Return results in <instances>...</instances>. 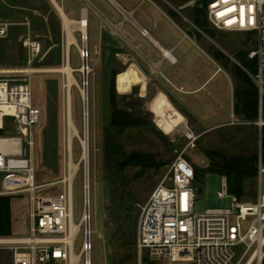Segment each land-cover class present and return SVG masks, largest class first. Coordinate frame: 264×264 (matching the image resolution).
<instances>
[{
  "label": "rangeland",
  "instance_id": "rangeland-1",
  "mask_svg": "<svg viewBox=\"0 0 264 264\" xmlns=\"http://www.w3.org/2000/svg\"><path fill=\"white\" fill-rule=\"evenodd\" d=\"M208 0H189L178 3L168 0L170 5L183 12L193 33L217 56H226L233 71L241 69L252 81L255 62L248 59L250 51L257 48L253 35L219 31L205 20V28L193 24L192 14L206 5ZM193 2V5H189ZM8 2L0 0V25H7L9 33L0 38V81L26 82L33 92V105L42 111V124L34 139L30 158L35 170L33 178L20 174L0 175V199L9 201V234L4 224L0 239H21L29 236L30 215L33 211V197L59 195L68 190L66 178L69 174L67 154V103L66 75L60 70L66 64V33L63 21L49 1ZM66 16L71 20L82 18L87 9L89 25L88 64L91 69L87 83L83 74L76 70L82 65L78 48L73 47L71 65L78 86L72 87V116L77 129L83 131V103L79 88L87 87L89 95V144L90 158L88 173L92 199L93 264H166L159 260H140L136 251L138 225L142 209L152 193L168 175L173 162L184 154L194 168L199 170L195 187L202 190L197 194L194 215L202 216L209 210L230 208L231 200H221L222 176L208 172L212 160L206 154L221 152L226 158L250 157L261 154L262 128L256 124L264 122V106L259 109L258 118L247 120L241 114L244 109L240 93L246 87L237 83L234 112L226 115L224 127L219 129L193 128L186 119L168 103L153 110L147 103L154 98L150 93L143 100L140 91L134 88L129 93H120L117 86L118 107L132 112L144 122L124 130L113 128L112 92L113 63L101 58L95 44L96 10L84 6L78 0L60 2ZM22 7V8H21ZM189 22V23H188ZM75 37L82 45V37ZM25 40H36L41 44V54L30 63ZM113 52V51H112ZM223 54V55H222ZM113 55V53H112ZM128 67V66H127ZM126 69V66L123 68ZM28 71V72H23ZM253 82V81H252ZM116 85V83H115ZM128 85L127 87H129ZM149 106V108H148ZM156 115H154L153 113ZM1 117V116H0ZM13 121L7 119L2 136L10 135ZM1 124V122H0ZM12 131V132H11ZM81 155L80 142H73L74 162ZM133 155L142 159L150 158L146 165H125ZM217 162V159H214ZM87 169L80 165L75 176L73 190V220L78 224L82 214V198L85 189ZM259 195L258 177L247 182L244 203H254ZM82 244V234L77 238L75 252ZM245 246L234 248L237 262L245 252ZM12 251L0 246V264H12Z\"/></svg>",
  "mask_w": 264,
  "mask_h": 264
},
{
  "label": "built area",
  "instance_id": "built-area-1",
  "mask_svg": "<svg viewBox=\"0 0 264 264\" xmlns=\"http://www.w3.org/2000/svg\"><path fill=\"white\" fill-rule=\"evenodd\" d=\"M189 2V5H193ZM227 9H235L228 11ZM181 10V9H180ZM178 10V11H180ZM218 13H226L218 15ZM206 15L219 31L251 34L257 48L248 53L255 62L251 79L257 87L261 112L264 104V0H208ZM189 23V22H188ZM190 24V23H189ZM192 25V24H190ZM7 25H0V38L7 37ZM142 35H146L143 31ZM30 63L41 54V44L25 40ZM89 53L81 59L88 61ZM0 132L7 119L13 132L0 136V175L20 174L33 178L35 170L30 152L35 134L42 124V111L33 105V92L26 82L0 81ZM264 127L260 118L256 124ZM194 166L181 154L168 175L152 193L142 209L138 225L136 251L140 260H159L166 264H264V165L258 163L259 195L254 203H244L231 195L222 178L221 200L230 199L231 207L194 215L198 188ZM29 236L19 244H4L12 251V264H93L92 199L84 189L78 233H72L73 199L70 188L55 196L33 197ZM75 224V223H74ZM82 244L75 252L78 236ZM245 246L235 262V247ZM72 253L79 256L73 261Z\"/></svg>",
  "mask_w": 264,
  "mask_h": 264
},
{
  "label": "crops",
  "instance_id": "crops-1",
  "mask_svg": "<svg viewBox=\"0 0 264 264\" xmlns=\"http://www.w3.org/2000/svg\"><path fill=\"white\" fill-rule=\"evenodd\" d=\"M17 1L26 2L28 9L32 0ZM55 1L61 7L60 2L68 0ZM78 1L96 10L94 45L105 62L112 63L113 58L120 93L138 88L142 100L153 93L147 104L154 111L172 104L186 119L185 129L187 121L196 130L224 127V114L234 112L236 71L226 56L213 54L193 33L181 10L168 0ZM83 11L89 12L83 9L82 16Z\"/></svg>",
  "mask_w": 264,
  "mask_h": 264
},
{
  "label": "trees",
  "instance_id": "trees-1",
  "mask_svg": "<svg viewBox=\"0 0 264 264\" xmlns=\"http://www.w3.org/2000/svg\"><path fill=\"white\" fill-rule=\"evenodd\" d=\"M178 3H186L189 0H173ZM206 15V5H202L201 8L195 10V13L192 14L193 24L199 28H205V18ZM256 72L257 68L255 65ZM116 72L114 74V83H113V92H112V122L111 125L113 128L118 130H124L129 127H135L140 124H143L141 118L136 117L132 112L122 110L118 107L117 102V92L118 89L115 85V77ZM235 79L237 83L246 87V89L242 88L240 101L243 103V110L240 109L241 114H243L247 120H254L258 118L259 112V100L258 94L255 88L252 85V81L249 77L239 68L236 69ZM264 105V104H263ZM149 108V106H148ZM150 109V108H149ZM0 136H2V132H0ZM139 155H133L124 163L126 165H146L150 162V158L142 159L140 157H135ZM206 156L210 157L212 160V165L209 167L208 172L213 174H219L223 178L227 179L228 190L231 195L237 196L240 200L244 195L246 184L248 181L255 179L258 177V163L261 157L262 164L264 165V127L262 128V142H261V154H254L250 157H234V158H226L221 152H211L206 154ZM214 159L218 161L215 162ZM196 171V180L199 179V170L195 168ZM9 201L6 199H0V234H2L3 225H6V235L9 234ZM4 235V234H2Z\"/></svg>",
  "mask_w": 264,
  "mask_h": 264
},
{
  "label": "bare ground",
  "instance_id": "bare-ground-1",
  "mask_svg": "<svg viewBox=\"0 0 264 264\" xmlns=\"http://www.w3.org/2000/svg\"><path fill=\"white\" fill-rule=\"evenodd\" d=\"M55 6L57 9L62 21L64 30L66 33V39H67V46H66V64L65 66L60 70L61 73L66 75L67 78V84L65 86L66 88V103H67V154H68V163H69V174L66 178V182L69 184V188L71 190L72 199H73V190H74V181L75 176L77 175V171L80 165H84L85 169H87V173L85 175V189L88 192V194L91 192L90 188V180H89V173H88V163L90 158V144H89V118H90V111H89V95L87 92V87L85 84V87H80V95L83 103V131L80 133V131L77 129V127L74 124L73 116H72V87L78 86V82L74 78V72H79L83 74L85 77V82L87 83L88 75L91 71L88 61L86 59L82 60V65L79 69L75 71V69L71 65V52L72 48L76 47L80 51V55L83 53L85 56L86 51H88V42H89V22L87 19V12L83 11V16L79 20H71L69 19L63 9L57 4L55 0H49ZM76 32H79L82 37V45L80 46L75 34ZM28 72V71H23ZM7 73V72H0ZM77 139L80 142L81 146V155L79 158V161L76 163L74 162L73 158V142ZM1 151H5L6 148L0 146ZM72 233L75 235L78 233L80 226L77 224H74L72 221ZM20 239H0V245L4 244H19L18 241ZM72 259L73 261L79 260V256L75 253H72Z\"/></svg>",
  "mask_w": 264,
  "mask_h": 264
},
{
  "label": "snow or ice",
  "instance_id": "snow-or-ice-1",
  "mask_svg": "<svg viewBox=\"0 0 264 264\" xmlns=\"http://www.w3.org/2000/svg\"><path fill=\"white\" fill-rule=\"evenodd\" d=\"M223 2H224V3H227L228 0H223ZM234 10H235V9H227L226 12H228V11H234ZM224 14H226V13H218V15H224Z\"/></svg>",
  "mask_w": 264,
  "mask_h": 264
},
{
  "label": "water",
  "instance_id": "water-1",
  "mask_svg": "<svg viewBox=\"0 0 264 264\" xmlns=\"http://www.w3.org/2000/svg\"><path fill=\"white\" fill-rule=\"evenodd\" d=\"M197 193H198V194H201V193H202V190H201V189H198V190H197Z\"/></svg>",
  "mask_w": 264,
  "mask_h": 264
}]
</instances>
